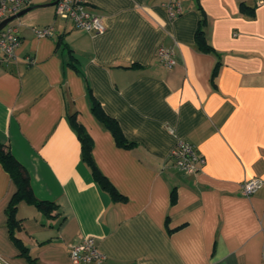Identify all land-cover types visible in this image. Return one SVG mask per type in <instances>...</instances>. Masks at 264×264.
<instances>
[{"label": "crops", "instance_id": "obj_1", "mask_svg": "<svg viewBox=\"0 0 264 264\" xmlns=\"http://www.w3.org/2000/svg\"><path fill=\"white\" fill-rule=\"evenodd\" d=\"M54 1L30 0L14 57L0 52V143L52 205L22 200L10 226L17 188L0 163V264H72L71 246L90 236L101 264H264V183L240 192L244 180L264 182V0H242L251 13L241 0H176L172 19L169 0H85L106 26L98 34L57 16ZM202 19L207 52L195 43ZM45 25L54 32L37 37ZM71 116L120 197L82 160ZM179 140L205 160L194 173L170 157Z\"/></svg>", "mask_w": 264, "mask_h": 264}, {"label": "built area", "instance_id": "obj_2", "mask_svg": "<svg viewBox=\"0 0 264 264\" xmlns=\"http://www.w3.org/2000/svg\"><path fill=\"white\" fill-rule=\"evenodd\" d=\"M30 0H0V22L24 9ZM57 16L70 20L76 28L92 31L96 34L105 31L106 26L102 17L87 8L85 0H57ZM170 19L182 13L180 4L176 0H169L164 4ZM19 18L6 23L0 29V52L5 60L14 57L16 48L20 44ZM33 31L37 37H48L53 32L52 25L35 27ZM157 59L166 67L174 63L172 52L160 46L156 53ZM28 62L32 60L28 58ZM174 165L186 173H194L201 167L205 160L195 153L193 144L179 140L170 152ZM260 178L244 180L240 185V192L245 196L255 193L263 184ZM105 254L101 253L96 245L95 238L85 237L74 243L70 248V260L72 264L94 263L101 264L105 260Z\"/></svg>", "mask_w": 264, "mask_h": 264}, {"label": "trees", "instance_id": "obj_3", "mask_svg": "<svg viewBox=\"0 0 264 264\" xmlns=\"http://www.w3.org/2000/svg\"><path fill=\"white\" fill-rule=\"evenodd\" d=\"M240 10L251 13L253 11L252 8L246 6L244 1H240L239 4ZM205 20L202 19L200 21V25L198 26L195 32V43L196 46L202 51H210V46L207 44L204 31L202 29V25ZM92 112L99 119V121L112 133L117 144L119 146L129 147L131 145L130 142L124 137L118 123L112 118L108 117L103 110L100 108L98 102L94 101L92 105ZM72 127L76 131V134L81 143V156L82 160L88 165L91 170V174L93 178L98 182V184L105 190H107L110 195L114 198L120 197L119 194L114 190L105 176L97 169L91 155V140L87 133L84 131L82 126L74 119L73 116L70 117ZM0 163L4 167V169L8 172L13 182L16 184V191L14 192L10 203L8 205V217L10 226L16 224L15 219V210L17 204L24 200L27 203L35 205L42 211H47L52 206L50 202L38 200L32 193L29 183V177L24 166L13 156L8 146L0 143ZM16 238V237H14Z\"/></svg>", "mask_w": 264, "mask_h": 264}, {"label": "water", "instance_id": "obj_4", "mask_svg": "<svg viewBox=\"0 0 264 264\" xmlns=\"http://www.w3.org/2000/svg\"><path fill=\"white\" fill-rule=\"evenodd\" d=\"M57 0H55L52 4H56ZM34 7L36 6H29V7H26L22 10H20L19 12H17L16 14L8 17L7 19H4L3 21L0 22V29L3 28L6 23H8L9 21H12L16 18H20L21 16H23L24 14H26L27 12H29L30 10H32Z\"/></svg>", "mask_w": 264, "mask_h": 264}]
</instances>
